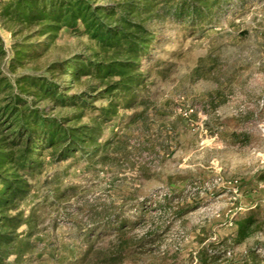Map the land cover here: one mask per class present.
<instances>
[{
    "label": "rangeland",
    "instance_id": "obj_1",
    "mask_svg": "<svg viewBox=\"0 0 264 264\" xmlns=\"http://www.w3.org/2000/svg\"><path fill=\"white\" fill-rule=\"evenodd\" d=\"M156 29L161 47L144 67V102L104 126V137L114 136L107 160L49 164L30 180L22 209L36 210L40 224L29 264H76L107 213L141 219L126 240L143 246L124 264H264V182L255 184L264 173V0H231L204 30ZM0 36L10 55L14 39L1 22ZM90 47L64 32L28 68ZM56 186L64 198L46 201ZM246 217L255 226L239 241ZM101 233L96 249L119 243L116 230Z\"/></svg>",
    "mask_w": 264,
    "mask_h": 264
},
{
    "label": "trees",
    "instance_id": "obj_2",
    "mask_svg": "<svg viewBox=\"0 0 264 264\" xmlns=\"http://www.w3.org/2000/svg\"><path fill=\"white\" fill-rule=\"evenodd\" d=\"M230 4L231 0H113L106 4L0 0L1 25L14 39L9 55L0 36V264L31 262L35 250L31 238L37 234L40 217L34 209L29 215L22 209L35 188L30 180L49 164L55 167L71 160L68 167L75 168L82 159L107 160L114 136L104 137V126L117 120L121 110L144 102L142 93L151 76L144 67L161 47L156 26L166 22L194 32L211 28ZM64 32L87 37L90 53L29 69ZM76 83L82 89L74 90ZM56 111L67 112L53 115ZM53 178L57 180L58 173ZM257 181H264V173ZM53 189L44 198L59 202L65 194L57 186ZM140 220L117 213L102 216L95 239L87 242L76 264H124L143 246V241L132 247L126 240L127 229ZM255 222L246 217L237 223L239 241ZM106 230H116L119 243L96 249Z\"/></svg>",
    "mask_w": 264,
    "mask_h": 264
},
{
    "label": "crops",
    "instance_id": "obj_3",
    "mask_svg": "<svg viewBox=\"0 0 264 264\" xmlns=\"http://www.w3.org/2000/svg\"><path fill=\"white\" fill-rule=\"evenodd\" d=\"M258 175H259V174H258ZM258 175H257V176H258ZM257 176H256V178H255V184H256V183H258V184H259V183H260V184L263 183L264 181H262V182L257 181ZM251 193H252V192L250 191V192L247 193V195H250Z\"/></svg>",
    "mask_w": 264,
    "mask_h": 264
}]
</instances>
